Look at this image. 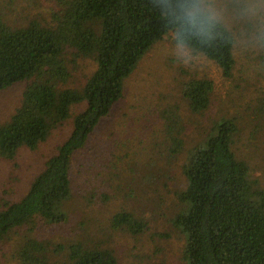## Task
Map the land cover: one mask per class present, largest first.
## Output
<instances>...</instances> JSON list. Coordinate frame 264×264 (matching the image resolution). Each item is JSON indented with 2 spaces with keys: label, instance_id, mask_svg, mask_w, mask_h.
I'll use <instances>...</instances> for the list:
<instances>
[{
  "label": "trees",
  "instance_id": "16d2710c",
  "mask_svg": "<svg viewBox=\"0 0 264 264\" xmlns=\"http://www.w3.org/2000/svg\"><path fill=\"white\" fill-rule=\"evenodd\" d=\"M197 0H55L50 23L33 17L12 25L0 6V92L24 83L19 106L0 123V158L19 149L34 151L71 118L72 130L18 201L0 203V242L15 233L20 264H118L114 253L83 242L52 245L32 237L38 224L66 221L63 205L71 198L70 161L97 124L123 96V82L142 57L166 36L212 61L228 77L234 66V39ZM95 69L79 87H68L78 61ZM213 83L190 79L181 96L190 113L210 106ZM85 103L72 116L71 108ZM255 127L264 123V107ZM166 158L183 151L184 125L169 109L160 112ZM239 133L235 117L211 121L205 137L186 152L183 190L175 192L179 211L170 220L183 238L181 264H264V188L247 161L233 151ZM145 218L120 211L112 231L138 236ZM23 231V233H22Z\"/></svg>",
  "mask_w": 264,
  "mask_h": 264
},
{
  "label": "rangeland",
  "instance_id": "374dc122",
  "mask_svg": "<svg viewBox=\"0 0 264 264\" xmlns=\"http://www.w3.org/2000/svg\"><path fill=\"white\" fill-rule=\"evenodd\" d=\"M12 25L36 17L50 23L55 0H0ZM194 12H205L232 35L234 66L228 77L203 55L177 45L166 36L139 61L123 82V96L102 119L84 147L70 161L71 198L63 205L67 221L58 227L38 224L32 237L55 244L83 242L111 250L118 264H181L183 238L170 224L180 206L175 192L186 180L181 166L186 152L202 140L211 121L235 117L239 133L233 151L248 162L250 174L264 188V0H197ZM95 69L90 60L78 61L68 87L81 86ZM208 79L211 103L202 115L189 112L181 83ZM24 83L0 92V123L7 122L20 104ZM86 104L71 108L72 116ZM163 109L174 111L184 125L183 151L166 158ZM71 118L52 132L36 150L21 148L12 160L0 158V203L16 202L28 191L45 162L56 154L72 130ZM131 212L146 219L147 230L131 236L109 228L111 217ZM23 233V231H22ZM20 237L0 242V264H20Z\"/></svg>",
  "mask_w": 264,
  "mask_h": 264
}]
</instances>
